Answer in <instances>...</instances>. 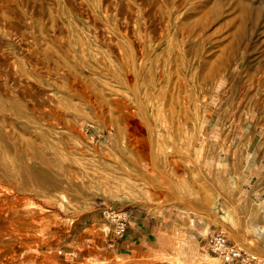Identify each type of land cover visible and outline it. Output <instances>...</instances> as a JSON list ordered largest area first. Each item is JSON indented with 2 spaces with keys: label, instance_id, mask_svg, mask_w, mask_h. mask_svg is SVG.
<instances>
[{
  "label": "rangeland",
  "instance_id": "obj_1",
  "mask_svg": "<svg viewBox=\"0 0 264 264\" xmlns=\"http://www.w3.org/2000/svg\"><path fill=\"white\" fill-rule=\"evenodd\" d=\"M202 1L193 4L190 11L200 4V8L206 9L208 2ZM64 4L72 8L76 17L82 18L85 8L80 0H0V99L20 102L36 120L50 127L56 141L49 144L44 137L37 136V149L50 158L61 157L71 176L79 180L77 175L84 170L105 173L123 186L145 188L150 199L147 205H140L117 199L112 193L99 192L86 203L79 202L78 197L73 208L64 211L29 195L27 198L40 208L33 209V213L16 212L0 218V264L109 263L92 252L100 248L96 243L101 238L98 235L107 231L106 219L101 214L103 208L124 211L137 208L149 214L159 213L162 218H174L177 233L169 243L163 264H216L205 244L206 235L216 229L223 230L235 244L236 238L239 239V245L258 251L264 258V155L261 151L264 148V85L258 83L255 88L251 87L249 95L237 105L229 98V94L235 93L230 87H223L224 96L219 102H211L205 123H218V126L205 139L213 144L209 152L213 156L219 141L227 148L221 152L219 164H202L200 157L204 153L179 145L176 134L171 136L163 128L161 116L149 104L146 108L151 115L146 117L138 115L131 102L125 104L128 114L116 107L110 92L113 41L107 31L108 24L88 14L92 33L87 39L77 37L63 19ZM234 13L227 9L217 24H221L224 32L237 23V12ZM211 25V20H207L204 31L211 34ZM234 29L235 26L231 27L229 32ZM80 37L82 43L76 39ZM251 58L254 60L247 70L252 76H259L264 84V47ZM258 63L262 64L261 71L256 68ZM2 121L0 111L1 127L10 138L14 137L15 129L13 132ZM142 121L150 123L149 126L142 125ZM151 126H155L156 135ZM155 136L157 143H153ZM85 183L90 184L88 180ZM179 192L182 204L171 203V197L175 198ZM195 206L204 207L207 213L195 211ZM213 217L218 221H211ZM86 226L89 227L85 229ZM82 229L86 231L84 241L79 240ZM64 248L74 251L72 261H64L57 252ZM86 249L92 251L86 253Z\"/></svg>",
  "mask_w": 264,
  "mask_h": 264
},
{
  "label": "bare ground",
  "instance_id": "obj_2",
  "mask_svg": "<svg viewBox=\"0 0 264 264\" xmlns=\"http://www.w3.org/2000/svg\"><path fill=\"white\" fill-rule=\"evenodd\" d=\"M197 1L203 2L202 0H80L85 8L82 18L76 17L68 4H64L62 15L68 27H71L70 32L85 39L92 33V25L87 21L88 14L92 16L91 18L108 24L107 31L113 41L111 47L113 79L110 92L116 107L119 106L125 114L128 110L125 104L131 102L136 113L145 116L149 113L146 108L149 104L151 109L152 107L156 109L161 116L162 122H159L163 128L170 135L176 134L179 145L185 146V149L190 151L203 152L200 161L202 164L211 165V163H220V154L226 152L225 148H227L219 141L214 147L213 156L209 152L213 144L205 139H208L218 126V123L216 125L205 123L211 102H219L224 96L223 87H230L235 93L229 94V98L237 105L241 102V98L249 95L251 87L258 83L264 85L259 76L255 75L256 79L247 70L248 64L253 59L251 57L261 52L264 47V0H206L207 8H200V4L193 14L194 11L190 10ZM227 9H230V12H237L238 21L224 32L221 24H217ZM207 20H211L212 23L211 34L204 31ZM233 26L235 29L229 32ZM82 37L76 39L81 40L82 43ZM261 66L262 64L258 63L257 70H260ZM157 101L159 103L156 105ZM262 110L264 112V109ZM0 111L4 119L2 122H6L7 126L10 125L12 131L15 129L14 137L10 138L5 133L4 127L0 125L2 178L0 179V218L4 219L7 215L16 212L22 215L36 211L37 204L27 198L29 195L38 196L48 206H56L64 211L73 208L72 205H75L78 197L79 202L86 203L99 192L112 193L117 199L127 202L148 204L150 196L141 186H123L119 181L114 182L116 178L112 180V176L108 174L99 172L93 174L84 169L81 175H77L78 180L67 173L61 157L55 159L41 153L36 146L37 136L44 137L49 144H54L56 140L49 131L50 127L36 120L20 102L0 99ZM221 117H224V114ZM142 122V125L146 124L145 121ZM148 124L150 123L147 122L146 127ZM149 128L155 134V126ZM62 129L65 130V127L63 126ZM153 143H157L156 136ZM261 151L264 155V148ZM86 180L90 183L88 186ZM180 193L175 198L171 197L170 202L182 204ZM194 210L207 213V209L201 206H195ZM210 220L215 222L218 218L213 217ZM238 240L236 238L238 246L262 256L246 245H239Z\"/></svg>",
  "mask_w": 264,
  "mask_h": 264
},
{
  "label": "crops",
  "instance_id": "obj_3",
  "mask_svg": "<svg viewBox=\"0 0 264 264\" xmlns=\"http://www.w3.org/2000/svg\"><path fill=\"white\" fill-rule=\"evenodd\" d=\"M125 212L128 216L125 232L122 235H115L112 226L106 221V233L98 235L101 238L96 239L100 248L94 251L86 249V253L92 251L99 258H105L114 264H163L169 243L177 233L174 230V218H162L159 213L149 214L137 208ZM83 229L79 230L80 241L86 232ZM62 252L64 253H61V257L64 261H72L74 251L71 248H64Z\"/></svg>",
  "mask_w": 264,
  "mask_h": 264
},
{
  "label": "built area",
  "instance_id": "obj_4",
  "mask_svg": "<svg viewBox=\"0 0 264 264\" xmlns=\"http://www.w3.org/2000/svg\"><path fill=\"white\" fill-rule=\"evenodd\" d=\"M101 214L110 223L115 235H122L125 232L128 216L124 210L103 208ZM206 247L216 259V264H264V258L236 245L220 229L212 230L206 235ZM57 252L64 253L61 249Z\"/></svg>",
  "mask_w": 264,
  "mask_h": 264
}]
</instances>
